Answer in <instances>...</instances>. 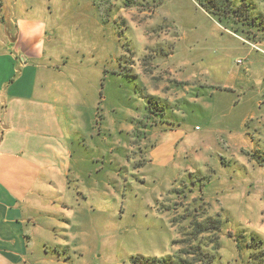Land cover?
<instances>
[{"label":"rangeland","instance_id":"rangeland-1","mask_svg":"<svg viewBox=\"0 0 264 264\" xmlns=\"http://www.w3.org/2000/svg\"><path fill=\"white\" fill-rule=\"evenodd\" d=\"M5 1L2 12L8 8ZM26 1L43 15L41 6L47 10L46 22L59 35L53 58L61 53L53 66L65 67V76L74 79L70 90H85L87 116L94 112L85 154L100 151L102 157V197L84 212L90 223L84 253L53 247L48 249L52 263L127 264L137 256L175 260L187 255L194 264H264V230L253 214L241 213L238 201L239 179L250 174L252 183L254 167H264V147H245L238 139L229 147L216 132L211 141L220 144L218 149L193 140L178 148L186 153L177 168L161 172L148 164L160 133L184 112L205 132L212 89L228 90L209 85L211 77L223 82L216 62L222 68L236 59L245 62L250 46L233 29L264 38L259 29L264 28V0H246L251 1L247 14L241 8L242 15L228 14L223 23L194 0L137 1L130 7L120 0ZM243 2L237 0L236 6ZM242 75L259 78L252 69ZM217 99L215 108L222 109L224 100ZM244 128L250 139L264 137V111L248 118ZM196 157L205 165L194 164ZM196 224L205 225L202 233L196 234Z\"/></svg>","mask_w":264,"mask_h":264},{"label":"crops","instance_id":"crops-1","mask_svg":"<svg viewBox=\"0 0 264 264\" xmlns=\"http://www.w3.org/2000/svg\"><path fill=\"white\" fill-rule=\"evenodd\" d=\"M8 1L2 12L6 1L0 0V264H53L48 252L53 247L84 253L81 247L90 224L84 212L102 197V157L100 151L91 157L85 154L87 138H93L94 112L87 116L85 90H70L74 79L65 76V67L53 66L61 53L53 58L59 35L46 22L47 10L41 6L43 15L31 2ZM258 41L264 52V38ZM263 52L248 47L240 65V59L225 68L216 62L223 82L211 77L209 85L229 91L212 89L205 132L184 112L150 150L152 169L177 168L186 153V148H178L193 140L218 149L219 141L217 145L211 138L219 133L229 147L237 139L245 147H264V137L250 139L244 128L248 118L264 111ZM251 69L259 78L242 75ZM79 82L85 84V79ZM218 97L224 100L222 109L215 108ZM192 160L205 165L202 157ZM252 179L251 183L250 174L239 179V210L253 214L264 230V167H254Z\"/></svg>","mask_w":264,"mask_h":264},{"label":"trees","instance_id":"trees-1","mask_svg":"<svg viewBox=\"0 0 264 264\" xmlns=\"http://www.w3.org/2000/svg\"><path fill=\"white\" fill-rule=\"evenodd\" d=\"M124 7H130L137 3V1L145 2L148 0H120ZM200 8H202L206 13L213 15L218 18L219 22H222V20L228 19V14H231L235 18L239 15L236 13L237 11L240 12L241 8H244V13L247 14V8L251 7V1H246L240 5L236 6L237 0H194ZM151 2H157V0H151ZM143 4V3H140ZM227 13V14H226ZM242 15V13L240 12ZM245 16V15H243ZM246 17V16H245ZM243 20H249L248 23L252 22V19L244 18ZM243 21L242 23H245ZM259 25V24H258ZM260 26V25H259ZM259 29H262L264 31V28L259 27ZM238 30V31H237ZM233 31L240 33L242 36H245V40L251 42L260 40L262 38H259L258 36H255V33L250 31H243L239 29H233ZM251 34V35H249ZM205 225L196 224V234L202 233L204 229H202ZM198 229V231H197ZM196 237V236H194ZM199 247L194 246L193 250H198ZM199 252V250H198ZM200 253V252H199ZM127 264H194L192 259H188L187 255L185 257H179L175 260L172 259H150V258H142V257H132L129 259V262Z\"/></svg>","mask_w":264,"mask_h":264},{"label":"built area","instance_id":"built-area-1","mask_svg":"<svg viewBox=\"0 0 264 264\" xmlns=\"http://www.w3.org/2000/svg\"><path fill=\"white\" fill-rule=\"evenodd\" d=\"M243 41L244 42H247L248 44H249V46L253 49V50H255V51H259V52H263L262 51V49L260 48V42L259 41H251V42H249V41H246V40H244L243 39ZM263 43H264V41H263ZM264 53V52H263ZM237 64H241V61L240 60H238L237 61Z\"/></svg>","mask_w":264,"mask_h":264}]
</instances>
